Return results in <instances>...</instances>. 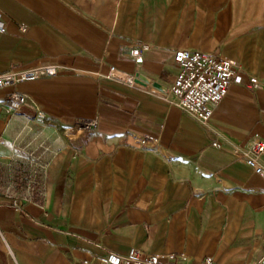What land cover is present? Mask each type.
Instances as JSON below:
<instances>
[{
	"label": "crops",
	"instance_id": "obj_1",
	"mask_svg": "<svg viewBox=\"0 0 264 264\" xmlns=\"http://www.w3.org/2000/svg\"><path fill=\"white\" fill-rule=\"evenodd\" d=\"M0 12V73L60 69L0 89V264H84L132 247L177 264L264 259V178L235 157L264 141V0H0ZM135 45L149 47L139 65ZM180 49L239 64L208 124L165 98ZM113 66L139 85L108 78ZM79 119L97 128L76 133Z\"/></svg>",
	"mask_w": 264,
	"mask_h": 264
},
{
	"label": "built area",
	"instance_id": "obj_2",
	"mask_svg": "<svg viewBox=\"0 0 264 264\" xmlns=\"http://www.w3.org/2000/svg\"><path fill=\"white\" fill-rule=\"evenodd\" d=\"M0 32H5L2 24V13L0 12ZM149 47L147 45H135L131 49V57L136 64L144 62V53ZM174 63L179 67L172 86L164 90L165 98L182 111L189 114L203 124L211 120L214 109L228 95L233 82L239 79V64L235 59L214 56L208 53L192 52L187 49L177 50L173 56ZM60 72L58 66L43 62L30 69L21 71L11 70L0 73V89L16 86L22 82H31L43 78H49ZM108 78L126 83L130 86L139 85L140 79L133 73H128L110 68ZM247 86L254 89L261 86L259 78L251 76ZM8 104L12 109H19L25 105V96L22 93L14 92L8 98ZM74 128L76 133L89 134L97 128L95 119H79ZM136 141L147 149H155L158 140L154 137L139 135L135 136ZM264 155V141L256 139L247 147L238 148L235 157L246 163L254 171L264 178V165L261 158ZM29 190L31 196L35 194L34 182L30 181ZM18 204L14 203L16 207ZM185 257V255H182ZM174 254L165 258L157 255L144 257L141 251L132 247L126 255L115 252H108L102 256H96L94 261H85L84 264H177ZM202 264H217L213 258H206ZM252 264H264V259Z\"/></svg>",
	"mask_w": 264,
	"mask_h": 264
},
{
	"label": "trees",
	"instance_id": "obj_3",
	"mask_svg": "<svg viewBox=\"0 0 264 264\" xmlns=\"http://www.w3.org/2000/svg\"><path fill=\"white\" fill-rule=\"evenodd\" d=\"M16 183H17L18 188H24V186H25L24 176H22L20 174V172H18L16 175ZM35 192H36V190H35Z\"/></svg>",
	"mask_w": 264,
	"mask_h": 264
}]
</instances>
